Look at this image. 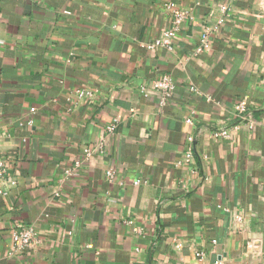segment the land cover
I'll return each mask as SVG.
<instances>
[{
  "label": "crops",
  "instance_id": "1",
  "mask_svg": "<svg viewBox=\"0 0 264 264\" xmlns=\"http://www.w3.org/2000/svg\"><path fill=\"white\" fill-rule=\"evenodd\" d=\"M171 4L194 20L149 48ZM166 75L162 106L141 88ZM0 161V264H264V0H0ZM25 226L40 242L13 253Z\"/></svg>",
  "mask_w": 264,
  "mask_h": 264
},
{
  "label": "built area",
  "instance_id": "2",
  "mask_svg": "<svg viewBox=\"0 0 264 264\" xmlns=\"http://www.w3.org/2000/svg\"><path fill=\"white\" fill-rule=\"evenodd\" d=\"M168 9L170 11L171 16V27L169 30L165 31L161 38L156 41L155 44L149 46V48H153L154 46H160L167 48L169 50H173V47L177 41L178 35L180 31L182 30V27L190 22L193 21L194 18L191 13L181 11L176 5L171 4L168 5ZM231 13V6L227 2H221L218 3L214 12L210 15L209 22L207 26L204 27V30L202 34L199 37V44L197 47L196 52L203 53L205 50L209 49L210 41L212 36H214L221 27L225 24L228 17ZM176 90V85L171 78V76L166 75L163 76L161 79H156L151 82L150 87L149 86H142L141 91L142 94L145 97H149L152 94H156L159 98L160 105L165 106L169 100L173 98L174 92ZM192 91L197 92L195 88H192ZM79 98H93L96 96L92 91L88 90H80L78 91ZM37 111L36 108H32L30 110L31 114H35ZM194 112L192 113V115ZM253 111L248 109L246 107L245 102L237 105L236 107V116L239 118V123L234 126L236 129L237 126L246 119L252 120ZM187 124H193V117H190L186 120ZM29 126H32L33 121L30 120L27 122ZM116 130V126L113 125L109 128V132L112 133ZM213 138H229V131L226 129H220L217 133L213 135ZM195 141V138L193 136L188 137V148L185 154V157L182 162H180L179 165H185L189 167L190 173L194 176H199L200 171L198 166L196 165V157L195 152L193 149V142ZM101 152L104 153V148L100 147ZM83 154L86 159L90 158L93 154V151L91 148H85L83 150ZM8 166L6 165V162L0 161V174H3L7 172ZM107 177L109 178L110 182H113L114 180V173L112 171H109L107 173ZM205 183V179H201L198 181V186L201 187ZM185 187V186H184ZM39 234L34 226H25L19 229H16L13 232V238H12V252H24L25 250H28L32 247H34L36 244H39ZM202 256V253L200 254Z\"/></svg>",
  "mask_w": 264,
  "mask_h": 264
}]
</instances>
